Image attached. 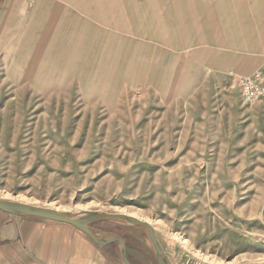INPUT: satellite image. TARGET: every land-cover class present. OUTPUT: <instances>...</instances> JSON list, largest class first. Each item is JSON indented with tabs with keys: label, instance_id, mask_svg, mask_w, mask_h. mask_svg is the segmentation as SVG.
Segmentation results:
<instances>
[{
	"label": "rangeland",
	"instance_id": "374dc122",
	"mask_svg": "<svg viewBox=\"0 0 264 264\" xmlns=\"http://www.w3.org/2000/svg\"><path fill=\"white\" fill-rule=\"evenodd\" d=\"M200 5L0 0V195L125 207L173 264H264V95L236 79L264 52L254 22L223 38Z\"/></svg>",
	"mask_w": 264,
	"mask_h": 264
},
{
	"label": "crops",
	"instance_id": "0c3cea01",
	"mask_svg": "<svg viewBox=\"0 0 264 264\" xmlns=\"http://www.w3.org/2000/svg\"><path fill=\"white\" fill-rule=\"evenodd\" d=\"M200 6L204 10L197 8V13L206 14L209 23L217 29L223 27L220 31L223 38H227L230 24L241 22L247 32L254 22L256 54H260V49L264 52V0H202ZM99 221L91 223L95 234L102 237L122 235L133 264H160L146 239L143 241L144 238L135 235L131 241L127 235L112 233ZM0 264L126 263L118 240L101 244L69 222L15 215L0 209Z\"/></svg>",
	"mask_w": 264,
	"mask_h": 264
},
{
	"label": "water",
	"instance_id": "95a60500",
	"mask_svg": "<svg viewBox=\"0 0 264 264\" xmlns=\"http://www.w3.org/2000/svg\"><path fill=\"white\" fill-rule=\"evenodd\" d=\"M0 209L15 215H28L42 217L52 220H59L69 222L81 230L92 236L98 243L104 244L107 242L118 240L122 244V255L126 264H133L128 255L127 245L124 237L119 234H115L109 237L97 236L92 229L90 223L99 219H121L127 222L142 225L146 228V231L153 244L156 257L160 264H173L165 249L161 245L159 238L156 234L155 228L147 220L138 218L131 214L122 212H110L99 210H81L71 211L57 207H51L44 204H38L19 200L11 197L0 195Z\"/></svg>",
	"mask_w": 264,
	"mask_h": 264
},
{
	"label": "built area",
	"instance_id": "2783aa9c",
	"mask_svg": "<svg viewBox=\"0 0 264 264\" xmlns=\"http://www.w3.org/2000/svg\"><path fill=\"white\" fill-rule=\"evenodd\" d=\"M236 79L248 101L254 102L264 95V73L262 71L257 70L249 75H237Z\"/></svg>",
	"mask_w": 264,
	"mask_h": 264
},
{
	"label": "bare ground",
	"instance_id": "6f19581e",
	"mask_svg": "<svg viewBox=\"0 0 264 264\" xmlns=\"http://www.w3.org/2000/svg\"><path fill=\"white\" fill-rule=\"evenodd\" d=\"M5 196L6 197L15 198V199H19V200L28 201V202H33V203H38L39 202V200L34 199V198H31V197H27L25 195L15 196V195H13L11 193H7ZM38 204H41V203H38ZM44 205H48V206H51V207L54 206V207L61 208V209H65V210L72 208V204L64 205V204L58 203L56 201H49V202L48 201H45L44 202ZM74 207H76L77 210H79V211H81V210H91V209H89L88 205H86V204L85 205L83 204L81 206L74 205ZM117 212H122V213L134 215V216H136L138 218L147 220L149 223H151L153 225V227L155 226L154 225V221L151 218H149V217H143L142 215L138 214L137 212L131 211V210L125 208V207L120 208L119 211H117ZM193 251L194 252H197L195 248H193ZM226 262L227 261H217V263H220V264L226 263Z\"/></svg>",
	"mask_w": 264,
	"mask_h": 264
}]
</instances>
